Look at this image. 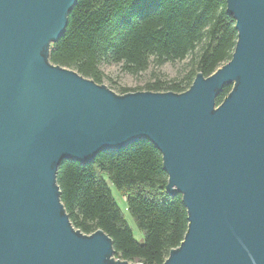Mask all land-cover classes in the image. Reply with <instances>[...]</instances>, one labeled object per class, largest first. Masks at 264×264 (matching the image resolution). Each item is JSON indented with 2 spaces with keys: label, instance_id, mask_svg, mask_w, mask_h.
Listing matches in <instances>:
<instances>
[{
  "label": "water",
  "instance_id": "water-1",
  "mask_svg": "<svg viewBox=\"0 0 264 264\" xmlns=\"http://www.w3.org/2000/svg\"><path fill=\"white\" fill-rule=\"evenodd\" d=\"M76 3L0 0V264H134L104 231L72 225L56 172L141 141L186 208L162 264H264V0H226L237 38L211 75L125 94L49 61Z\"/></svg>",
  "mask_w": 264,
  "mask_h": 264
},
{
  "label": "trees",
  "instance_id": "trees-1",
  "mask_svg": "<svg viewBox=\"0 0 264 264\" xmlns=\"http://www.w3.org/2000/svg\"><path fill=\"white\" fill-rule=\"evenodd\" d=\"M236 38L226 0H77L48 58L98 84L104 80L102 63L121 64L133 76L152 65L142 87H119L117 93H181L197 73L208 77L228 62ZM186 59L188 68L181 77L169 79L159 70ZM230 89L223 88L216 104ZM56 182L72 225L84 234L104 231L117 259L162 264L183 240L186 208L180 194H167L161 153L148 141L114 153L100 152L87 165L62 160ZM112 188L125 197L129 216L143 234L141 241L135 239Z\"/></svg>",
  "mask_w": 264,
  "mask_h": 264
},
{
  "label": "rangeland",
  "instance_id": "rangeland-1",
  "mask_svg": "<svg viewBox=\"0 0 264 264\" xmlns=\"http://www.w3.org/2000/svg\"><path fill=\"white\" fill-rule=\"evenodd\" d=\"M188 62L189 59H186L182 62L166 63L161 66L159 70L164 73L165 76L169 79L181 77L185 74L188 68ZM100 69L104 74V80L102 84L116 94H118L117 91L119 87L131 89L142 87L146 83V81L149 80L151 72L154 70L153 66L150 65L145 72L139 74L138 76H133L124 72L121 68V64L102 63L100 65ZM112 193L119 208L121 209L123 215L129 223L135 239L141 241L143 234L140 230H138L131 217L129 216L125 197L119 195L114 188H112Z\"/></svg>",
  "mask_w": 264,
  "mask_h": 264
}]
</instances>
